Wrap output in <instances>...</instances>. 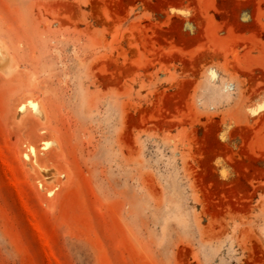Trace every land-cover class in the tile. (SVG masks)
Wrapping results in <instances>:
<instances>
[{
  "label": "rangeland",
  "instance_id": "1",
  "mask_svg": "<svg viewBox=\"0 0 264 264\" xmlns=\"http://www.w3.org/2000/svg\"><path fill=\"white\" fill-rule=\"evenodd\" d=\"M0 264H264V0H0Z\"/></svg>",
  "mask_w": 264,
  "mask_h": 264
}]
</instances>
